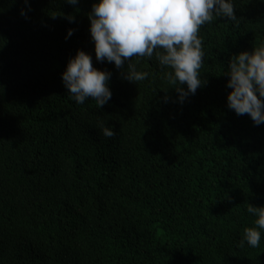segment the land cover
Returning a JSON list of instances; mask_svg holds the SVG:
<instances>
[{"label":"trees","instance_id":"16d2710c","mask_svg":"<svg viewBox=\"0 0 264 264\" xmlns=\"http://www.w3.org/2000/svg\"><path fill=\"white\" fill-rule=\"evenodd\" d=\"M96 2L0 0V264H264V231L240 246L264 206V124L226 106L223 75L264 45V0L202 26L206 84L182 104L155 57L132 58L136 84L96 62ZM77 50L112 74L102 108L63 86Z\"/></svg>","mask_w":264,"mask_h":264},{"label":"clouds","instance_id":"9594fccd","mask_svg":"<svg viewBox=\"0 0 264 264\" xmlns=\"http://www.w3.org/2000/svg\"><path fill=\"white\" fill-rule=\"evenodd\" d=\"M23 2L30 10L28 0ZM65 3L77 5L78 0ZM236 11L235 0H97L87 14L88 31L96 62L113 64L129 83L150 76L147 71L137 70L132 58L155 57L159 66L168 70L165 77L182 104L206 84L200 72L205 53L199 31L218 19L237 23ZM20 14L27 18L23 10ZM66 19L74 22L73 16ZM73 32L68 29L65 39ZM111 75L93 67L92 56L77 50L61 80L75 103L82 105L92 99L99 109L112 97ZM223 75L228 77L226 86L231 89L226 106L237 116L247 114L256 126L264 124V45L231 56ZM99 127L105 138L116 135L105 122ZM246 212L256 218L255 226L244 229L240 246L257 248L264 231V206L248 204Z\"/></svg>","mask_w":264,"mask_h":264}]
</instances>
